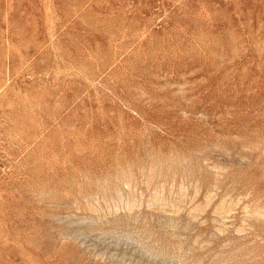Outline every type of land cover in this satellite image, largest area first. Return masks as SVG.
<instances>
[{
  "label": "rangeland",
  "instance_id": "obj_1",
  "mask_svg": "<svg viewBox=\"0 0 264 264\" xmlns=\"http://www.w3.org/2000/svg\"><path fill=\"white\" fill-rule=\"evenodd\" d=\"M0 264H264V0H0Z\"/></svg>",
  "mask_w": 264,
  "mask_h": 264
}]
</instances>
